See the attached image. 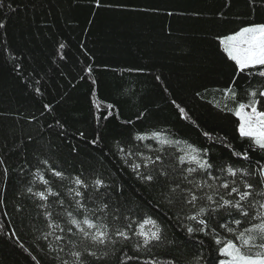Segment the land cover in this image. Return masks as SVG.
<instances>
[{
    "label": "snow or ice",
    "instance_id": "1",
    "mask_svg": "<svg viewBox=\"0 0 264 264\" xmlns=\"http://www.w3.org/2000/svg\"><path fill=\"white\" fill-rule=\"evenodd\" d=\"M233 2L227 0L214 17L237 27L211 37L227 75L215 89L223 103L205 102L222 116L235 117L240 144L227 134L204 130L175 99L171 104L177 119L197 130L195 141L176 126L146 128L143 121L150 114L143 111L136 116L140 123L123 122L126 136L113 137L103 147L99 131L91 139L78 133L104 161L114 159L127 181L90 153L84 154L90 162L78 159L76 147L70 149L75 155L65 161L30 133L29 143L5 138L0 145V209L9 221L12 213L18 215L21 226L30 227L34 243L23 242L15 223L0 224V237L13 241L29 264H264V0H243V13L230 16ZM13 3L0 0V32L5 35L8 14L19 8ZM86 3L93 16L100 11L177 15L159 5L129 0ZM180 14L201 16L199 11ZM3 43V53L16 61L7 41ZM65 47L59 43L53 55L64 60ZM13 71L30 94L44 96L42 77L27 79L20 63L13 64ZM92 74L88 65L81 79ZM92 92L95 96V89ZM204 93L197 90L196 96L203 99ZM93 107L99 126L101 106L94 100ZM113 107L107 104L103 119L112 115ZM52 111L46 102L40 116ZM15 117L28 124L38 120L35 113ZM45 127L67 136L60 120L41 124V132ZM9 192L12 213L7 211Z\"/></svg>",
    "mask_w": 264,
    "mask_h": 264
},
{
    "label": "trees",
    "instance_id": "2",
    "mask_svg": "<svg viewBox=\"0 0 264 264\" xmlns=\"http://www.w3.org/2000/svg\"><path fill=\"white\" fill-rule=\"evenodd\" d=\"M132 4L159 5L177 13L142 16L138 14L100 11L93 16L86 0L79 4L74 0H14L19 5L16 13L7 16V34L0 32V145L13 140L29 143L28 134L47 145L60 160L67 161L75 155L72 147L79 149L78 159L90 162L85 153H90L114 175L119 172L128 177L99 151H91V145L81 139L80 131L88 139L99 131L104 138L101 147L112 143L113 137L126 136L124 121H136L141 111L148 115L143 121L146 128H173L176 126L188 133L191 140L197 139V130L178 121V111L171 104L175 99L187 110L204 130L214 135L227 134L235 144V117L222 116L205 101L219 100L215 91L227 79L216 54L212 34L228 32L237 24L221 22L214 17L227 0H129ZM228 11V9H222ZM199 11V18L181 15ZM243 0H234L230 16L243 13ZM91 21V23H90ZM16 55V61L3 53L4 41ZM59 43L65 44L67 53L60 60L56 52ZM20 63L22 75L33 80L41 78L43 97H34L21 84L13 71V64ZM88 65L92 77L81 79ZM141 69L142 71H128ZM160 79L157 80L156 77ZM96 79L93 85L91 79ZM208 91L204 93V88ZM95 89V96L92 90ZM204 93L203 99L196 91ZM100 104L99 126L94 117L93 101ZM51 103L54 111L40 116L44 103ZM113 104L112 115L107 120V104ZM16 113H35L37 121L28 124L18 120ZM60 120L67 136H58L59 129L41 132V124ZM136 123H140L136 121ZM131 127V126H129ZM135 131V129H133ZM41 136L43 139L41 140ZM16 161H9L14 164ZM138 191V189H137ZM9 207L12 213L11 192ZM0 209V224L15 223L26 245L34 241L29 226H21L19 216L12 213L9 221ZM0 264H29L28 258L13 241L0 237Z\"/></svg>",
    "mask_w": 264,
    "mask_h": 264
}]
</instances>
